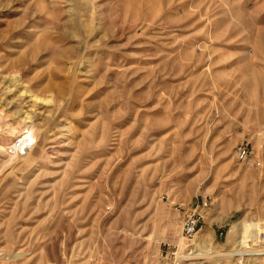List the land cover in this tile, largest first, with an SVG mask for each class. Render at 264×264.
<instances>
[{
	"label": "rangeland",
	"instance_id": "374dc122",
	"mask_svg": "<svg viewBox=\"0 0 264 264\" xmlns=\"http://www.w3.org/2000/svg\"><path fill=\"white\" fill-rule=\"evenodd\" d=\"M202 198L187 264H264V0H0V264H160Z\"/></svg>",
	"mask_w": 264,
	"mask_h": 264
},
{
	"label": "built area",
	"instance_id": "2783aa9c",
	"mask_svg": "<svg viewBox=\"0 0 264 264\" xmlns=\"http://www.w3.org/2000/svg\"><path fill=\"white\" fill-rule=\"evenodd\" d=\"M34 139L32 137H24L11 142L6 147V153L9 156H17L25 148L32 146ZM248 156V147L240 145L237 148V159L246 160ZM177 211H183V220L181 224L180 240L181 244L171 245L163 243V251L161 255L160 264H187L188 256L192 254L193 241L196 238L200 224L205 220L210 202L202 198L192 204L190 207L184 206L182 203H173ZM262 240L264 241V233H262ZM233 264H243V257Z\"/></svg>",
	"mask_w": 264,
	"mask_h": 264
},
{
	"label": "bare ground",
	"instance_id": "6f19581e",
	"mask_svg": "<svg viewBox=\"0 0 264 264\" xmlns=\"http://www.w3.org/2000/svg\"><path fill=\"white\" fill-rule=\"evenodd\" d=\"M183 245V244H182Z\"/></svg>",
	"mask_w": 264,
	"mask_h": 264
}]
</instances>
